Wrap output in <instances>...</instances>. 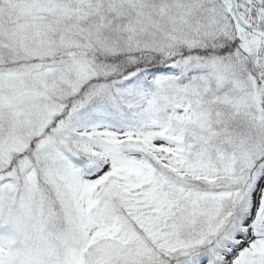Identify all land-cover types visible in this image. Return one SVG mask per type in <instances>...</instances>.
<instances>
[{"label": "snow or ice", "instance_id": "snow-or-ice-1", "mask_svg": "<svg viewBox=\"0 0 264 264\" xmlns=\"http://www.w3.org/2000/svg\"><path fill=\"white\" fill-rule=\"evenodd\" d=\"M0 264H264V0H0Z\"/></svg>", "mask_w": 264, "mask_h": 264}]
</instances>
